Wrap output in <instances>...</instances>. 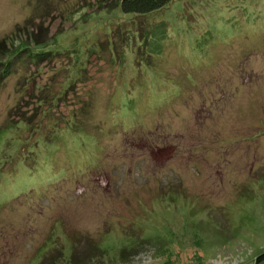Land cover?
Segmentation results:
<instances>
[{
    "label": "rangeland",
    "instance_id": "obj_1",
    "mask_svg": "<svg viewBox=\"0 0 264 264\" xmlns=\"http://www.w3.org/2000/svg\"><path fill=\"white\" fill-rule=\"evenodd\" d=\"M101 2L0 0V264H264V0H173L148 78Z\"/></svg>",
    "mask_w": 264,
    "mask_h": 264
},
{
    "label": "trees",
    "instance_id": "obj_2",
    "mask_svg": "<svg viewBox=\"0 0 264 264\" xmlns=\"http://www.w3.org/2000/svg\"><path fill=\"white\" fill-rule=\"evenodd\" d=\"M172 1L173 0H103V2H101L102 5L107 4L105 6V8L108 10V12H111L113 10L116 11V9H117L123 15L134 16L135 25L127 26L129 24H123L122 22H117L116 23L117 26L115 24H113L112 27L115 26L118 29L113 27L106 34H109L110 36L116 38V41L119 39L121 42L123 41V44L121 43V45H122V47L124 45V47L122 48L121 51L126 50L128 53H131L134 56V59L139 66V68L137 70L138 76H140L144 73L145 78H148L149 69L146 70L145 67L148 65L149 59L152 57H157V54H159V53H161V51H163L162 42H163V40L166 39V37L168 35V27L166 26L165 21H163L161 19H155L154 14L156 12L162 10L166 6H168ZM107 6H108V8H107ZM85 15L86 14H83L82 16H85ZM144 24H145V26L143 28H141L142 25H144ZM135 27H138V29H135ZM141 31H143V35L141 34ZM134 32H137V33H134ZM33 39H34L33 40L34 44L48 45V43H45V41L40 40L36 37ZM28 44L29 43L26 42L22 45H19V47L17 48V50L14 53L15 54H16V52L23 53L25 50L27 51V49H31L30 46H27ZM107 44H108L107 40H105L101 45L97 41H95L94 44L91 43V45H90V47H88V49L85 48V50H83L81 47L75 48L73 51H74L75 61H77L76 72L79 69H82L83 71H86L85 74L87 76V73H90L88 65H89L90 61L93 59V56H94V58H96L95 60L99 59L100 56H98V55L100 53L101 48L102 47L106 48ZM117 45H118V41H117ZM110 47L112 48L113 46L110 45ZM2 48L3 47L0 46V56L2 54H4L5 53L4 50H6V48H3V49ZM29 52H30V55H32L33 61L40 62L44 58L45 59L47 58V56L49 55V52H51V50L46 52L42 49H41V51L33 49L32 51H29ZM56 52H60V51L56 50ZM12 53H10L9 56H11ZM121 54L124 55V57H125V55L127 53L121 52ZM139 55L142 56L143 62H141L139 60ZM13 56H15V55H13ZM116 58L114 56H112L111 62L114 63V66L118 69L120 66L115 64V62H117ZM2 63H4V62L1 61L0 64H2ZM120 63L123 64L122 60H120ZM4 75H6V73H4V70L0 71V83L2 82V78L4 77ZM88 76L91 78V75H88ZM80 77L81 78L84 77L83 74ZM77 79H79V78H77ZM72 80H73V78H72ZM138 81H139V79H138ZM67 83H69V85H71L70 80ZM76 84H80V83H76ZM111 94H112V97H110L111 98V104L117 105V111H119V113L121 115L129 116L126 119L128 124L135 126V121L138 118V114H137L138 113V111H137L138 106L137 105L132 106V105H130V101L129 102L125 101L126 99L121 97L120 93L117 91V88H114V90L112 91ZM58 96H60V95H58ZM82 107H83V105H81V107L79 109V111H81V112L83 111ZM112 115H113V113H112ZM113 117L115 119V123H111L110 119L107 120L110 123L108 126V129L110 131L112 129H114L115 125L118 123L116 116H113ZM71 119H74V121H75V117H73ZM123 119H124V117H123ZM82 124L84 125L83 122H78V126H80L79 128L81 130H84L85 128L83 126H81ZM100 129L103 130V128H100ZM125 131H127V130L125 129ZM76 136L79 139L80 136L77 134H76ZM62 173H63V171L60 174H62ZM261 259H264V254H262L258 257V261H260Z\"/></svg>",
    "mask_w": 264,
    "mask_h": 264
}]
</instances>
